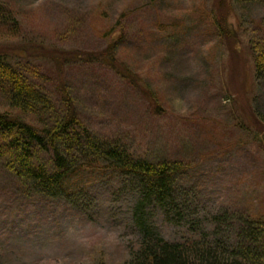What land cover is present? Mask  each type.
<instances>
[{
	"label": "rangeland",
	"instance_id": "rangeland-1",
	"mask_svg": "<svg viewBox=\"0 0 264 264\" xmlns=\"http://www.w3.org/2000/svg\"><path fill=\"white\" fill-rule=\"evenodd\" d=\"M0 2L16 21L0 22V54L11 65L56 103L61 90L73 98L94 135L135 158L179 163L172 188L186 220L165 219L155 204L144 210L162 238L212 230L206 218L220 208L264 218V75L255 66L263 1ZM0 112L37 128L47 123L11 107L1 91ZM101 165L48 197L26 191L0 161V262L126 261L140 239L136 184Z\"/></svg>",
	"mask_w": 264,
	"mask_h": 264
},
{
	"label": "trees",
	"instance_id": "trees-1",
	"mask_svg": "<svg viewBox=\"0 0 264 264\" xmlns=\"http://www.w3.org/2000/svg\"><path fill=\"white\" fill-rule=\"evenodd\" d=\"M11 21L16 25L0 2V22ZM255 48L259 51L258 46ZM255 66L257 75H264V49L256 52ZM34 83L26 71L14 67L0 54V91L8 104L47 122L37 128L0 112V161L25 181L24 188L30 186L48 197L66 194L77 175L104 164L102 168L132 176L137 188L133 212L140 239L130 247L129 258L121 264H264V218L249 209L240 212L220 208L206 218L212 230L207 231L204 226L182 241L162 238L151 227L144 210L155 204L165 219L176 224L186 220L184 207L172 188L175 175L182 171L179 163L133 157L118 141L100 138L83 125L73 98L63 90L59 104ZM190 224L191 228L195 225Z\"/></svg>",
	"mask_w": 264,
	"mask_h": 264
}]
</instances>
